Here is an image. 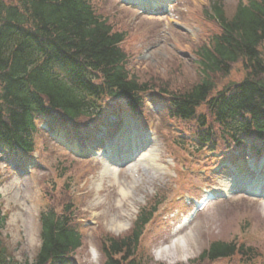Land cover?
Masks as SVG:
<instances>
[{"label": "rangeland", "instance_id": "1", "mask_svg": "<svg viewBox=\"0 0 264 264\" xmlns=\"http://www.w3.org/2000/svg\"><path fill=\"white\" fill-rule=\"evenodd\" d=\"M163 1L168 10L160 14L122 0H93V5L115 30L126 32L121 47L129 55L131 77L139 82L162 80L170 91L180 92L199 79L194 50L220 28L206 17L212 0ZM222 1L227 15L232 16L239 0ZM245 74L241 62L234 64L231 74L217 81L216 90L242 80ZM144 95L143 107L132 114L149 129L151 144L137 162L113 168L104 155L113 141L127 135L125 125L118 123L131 112L124 106L110 109L96 132L93 123L80 127L71 121L66 129L51 118H40L38 148L32 158L0 154V216L4 218L0 245L14 263L35 259L42 243L41 213L50 207L71 211L82 234L81 247L70 253L66 264H103L102 240L128 234L139 212L158 202L137 253L147 264H193L214 240L264 248V198L246 193L244 188L214 199L188 226L179 228L182 217L192 211L186 203L203 197L205 188L223 189L234 178L254 182L264 177V152L260 158L248 146L229 151L221 138L217 149L201 145L196 136L198 119L170 118L165 110L167 95L158 87ZM102 103L109 104V100ZM198 113L207 114L208 123L221 134L206 105ZM137 121L140 132L146 134L147 129L141 130ZM66 186L70 187L67 194L60 191ZM175 242L185 247L171 256L162 255ZM263 263L262 257L235 254L198 264Z\"/></svg>", "mask_w": 264, "mask_h": 264}, {"label": "trees", "instance_id": "2", "mask_svg": "<svg viewBox=\"0 0 264 264\" xmlns=\"http://www.w3.org/2000/svg\"><path fill=\"white\" fill-rule=\"evenodd\" d=\"M206 17L219 25L220 32L193 52L198 81L176 92L162 80L139 82L131 77L129 55L121 47L127 34L115 30L108 17L97 12L93 0H0V154L31 158L38 148L40 118H51L66 129L71 121L80 127L93 123L95 128L110 109L124 106L131 113L138 112L144 105L143 94L157 87L167 95L170 118L198 119L196 136L201 145L217 149L221 138L229 151L248 146L256 155L262 154L264 0H239L232 16L227 15L222 0H212ZM239 62L246 72L244 78L217 91V81L230 75ZM203 104L221 134L208 123L207 114L198 113ZM60 191L67 194L70 187ZM160 204L142 209L128 234L102 240L103 264H147L137 253ZM70 212L50 207L41 213L40 249L32 262L22 264H66L70 253L82 245L81 231ZM3 219L1 215L0 222ZM263 249L214 240L193 264L235 254L264 259L258 256ZM12 260L0 245V264H19Z\"/></svg>", "mask_w": 264, "mask_h": 264}, {"label": "bare ground", "instance_id": "3", "mask_svg": "<svg viewBox=\"0 0 264 264\" xmlns=\"http://www.w3.org/2000/svg\"><path fill=\"white\" fill-rule=\"evenodd\" d=\"M135 1H141V0H135ZM149 1V0H148ZM150 1H152V2H154L153 3V6H163V4H164V1L163 0H150ZM166 1H168V0H166ZM167 5V4H166ZM132 131H136V127L134 126V127H132ZM118 145V140H115V141H113V143H112V148H115L116 146ZM120 149H125V148H120ZM116 151V150H115ZM114 151V152H115ZM151 151V150H150ZM111 153H113V152H111ZM126 153V152H125ZM127 154H129V150L127 151ZM146 154V153H145ZM145 154L144 155H139V157L137 158V160H141L142 158H143V156H145ZM116 155H119L118 154V152L116 153ZM114 159H118V158H116L117 156H112ZM134 158V157H133ZM120 160H121V158H120ZM151 161L153 162V159H151ZM137 162V161H136ZM111 163H113V162H111ZM115 165V164H114ZM114 165H111L113 168H114ZM235 181L236 180H232L230 183H226V185H225V189H223V192H225V193H228L230 190H232V188L234 187V184H235ZM254 186H256L255 184L252 186V188L254 187ZM190 240H192V238H190ZM183 247H185L184 245L182 246L181 245V243H178V242H175L173 245H171V246H169L167 249H164L163 250V252H162V255H164V256H171V255H173L176 251H178V250H181V249H183Z\"/></svg>", "mask_w": 264, "mask_h": 264}]
</instances>
